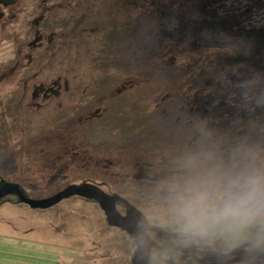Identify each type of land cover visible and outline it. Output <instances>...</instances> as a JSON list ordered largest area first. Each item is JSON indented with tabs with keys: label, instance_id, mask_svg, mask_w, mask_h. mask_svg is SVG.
<instances>
[{
	"label": "flooded vegetation",
	"instance_id": "obj_1",
	"mask_svg": "<svg viewBox=\"0 0 264 264\" xmlns=\"http://www.w3.org/2000/svg\"><path fill=\"white\" fill-rule=\"evenodd\" d=\"M198 2L0 0V183L14 184L32 199L89 185L118 197L115 208L120 215H126L128 206L141 214L137 226L151 241L150 254L167 243L168 234L150 226V189L171 158L195 139L203 107L223 109L212 127L221 133L255 129L264 134L263 115L252 126L246 115L243 123L224 122L226 96L221 98L210 86L219 74L203 78V67L195 62L193 68L187 66L188 76L175 70L183 80L182 92L163 95L145 118L150 140L104 141L110 116L129 113L137 97L135 70L143 66L139 45L151 52L158 49L157 66L168 77L164 75V81L173 61L168 55L186 53V41L190 47L202 46L194 38L203 28L193 15ZM263 98L261 93L260 104ZM100 137L103 140L95 139ZM74 197L103 213L96 202ZM3 203L19 204L18 197L10 195L0 200ZM181 260L264 264V251L241 249L225 259L192 248L183 251Z\"/></svg>",
	"mask_w": 264,
	"mask_h": 264
},
{
	"label": "rangeland",
	"instance_id": "obj_2",
	"mask_svg": "<svg viewBox=\"0 0 264 264\" xmlns=\"http://www.w3.org/2000/svg\"><path fill=\"white\" fill-rule=\"evenodd\" d=\"M218 1L217 16L224 12L233 14L237 18L235 28L242 33L232 35L209 26L207 16L199 12L195 17L204 28L201 32L195 31L198 35L194 38L199 39L202 46L190 47L186 41L190 51L168 55L173 61L166 81L163 77L168 79L167 75L157 66L158 49L151 48V52L139 45L138 56L143 66L135 70L139 87L137 97L132 99L131 112L110 116L111 126L104 141L150 140L145 118L153 114L163 95L182 92L183 80L175 70L182 69L188 76L187 66L193 68L195 62L197 67H203V78L219 74L210 86L219 91L221 98L226 96L223 100L229 105L223 112L227 114L224 122L243 123L246 115L252 126L257 117L264 116V98L260 99L263 104L258 101L264 93V20L259 16L264 10L254 7L256 0H227L226 5L224 0ZM197 6L202 7L201 0ZM251 9L254 11L250 19ZM221 57L225 60H219ZM230 59L233 62L229 64ZM186 88H183L185 92ZM221 111L223 109L204 106L203 121L214 127ZM95 139L103 140L101 137ZM134 250L135 245L125 232L110 227L94 204L79 198L63 200L46 210H33L23 204H0V264H130Z\"/></svg>",
	"mask_w": 264,
	"mask_h": 264
},
{
	"label": "clouds",
	"instance_id": "obj_3",
	"mask_svg": "<svg viewBox=\"0 0 264 264\" xmlns=\"http://www.w3.org/2000/svg\"><path fill=\"white\" fill-rule=\"evenodd\" d=\"M150 226L169 240L149 264H182L185 249L230 258L264 251V134H225L199 122L150 189Z\"/></svg>",
	"mask_w": 264,
	"mask_h": 264
},
{
	"label": "water",
	"instance_id": "obj_4",
	"mask_svg": "<svg viewBox=\"0 0 264 264\" xmlns=\"http://www.w3.org/2000/svg\"><path fill=\"white\" fill-rule=\"evenodd\" d=\"M201 1L202 7H197L196 12L193 14L194 16L201 12L205 16H207L206 21H208V25L211 24V26H213L214 28H219V30L228 32L232 35L242 33L239 29L235 28L237 26V18L233 17V14L224 12L223 15L217 16L218 8L216 7V3L219 2L218 0ZM254 7L257 10H264V0H256ZM253 11L254 9L250 10V19L253 16ZM246 13H248V11ZM226 22L228 25L226 24ZM201 27L204 28V25H202ZM263 32L264 30L262 31V33ZM10 195H16L18 197L19 204H26L34 210L48 209L58 204L60 201L69 199L74 196L92 200L96 202L99 205L100 209L103 211L106 223L111 227H116L121 231H124L134 242L135 250L133 251V256L131 257L130 264H149L151 241L149 237L144 233V231L137 226L141 214L132 207L128 206L126 215H120L115 208V201L119 199L118 197L106 195L99 189H96L89 185H72L51 197L44 199H32L24 196L23 193L19 191L16 185L1 182L0 200Z\"/></svg>",
	"mask_w": 264,
	"mask_h": 264
},
{
	"label": "bare ground",
	"instance_id": "obj_5",
	"mask_svg": "<svg viewBox=\"0 0 264 264\" xmlns=\"http://www.w3.org/2000/svg\"><path fill=\"white\" fill-rule=\"evenodd\" d=\"M261 14H262V15H259V16H260V19L263 18V20H264V16H263L264 13H261Z\"/></svg>",
	"mask_w": 264,
	"mask_h": 264
}]
</instances>
